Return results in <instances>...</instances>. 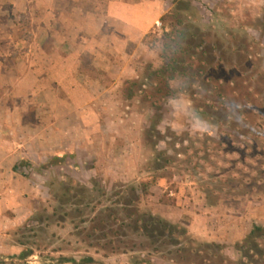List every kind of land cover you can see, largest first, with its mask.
I'll return each instance as SVG.
<instances>
[{
	"label": "rangeland",
	"instance_id": "374dc122",
	"mask_svg": "<svg viewBox=\"0 0 264 264\" xmlns=\"http://www.w3.org/2000/svg\"><path fill=\"white\" fill-rule=\"evenodd\" d=\"M175 1L165 0L164 14L174 8ZM184 1L194 6L191 14L185 15V22L223 38L243 33L255 40L256 67L263 73L251 79L259 80L264 74V0ZM84 4L102 8L104 1L84 0ZM65 5L72 7L70 2ZM38 13L32 8L16 12L11 4L0 2V31L7 34L13 30V40H24L10 45L0 38V58L7 53L21 56L32 48L34 17ZM174 22L171 17H161L146 35L145 42L156 52L157 60L138 61L134 78L139 83L145 79L148 65L161 67L163 60L157 49L164 28ZM5 63L10 66L12 62ZM26 79L23 91L14 93L1 84L0 76V264H73L62 261L61 256L81 260L88 255L95 260L92 264H214L219 254L233 261L240 259L236 243L255 224L264 225V158H251L250 151L244 155L243 143L236 144L237 152L225 148L209 156L197 154L206 146L215 147L203 140L206 134L215 137L217 127L211 117L196 114L190 90L172 81L177 89L175 96L157 109L144 101L139 91L129 98V78L113 87V80L105 78L110 91L101 94L83 79L84 89H71L70 93L64 90L61 95L68 101L55 103L52 94L39 92L40 88L32 93L34 79ZM67 80L71 84L70 77ZM50 116L55 124L36 123L37 117L48 122ZM152 122L158 124L162 134L150 139L146 129ZM163 150L173 161L158 169L164 163L162 159L157 161ZM66 152V161L44 166L53 155ZM152 177L157 181L141 196L136 205L139 213L162 217L184 228L186 234L179 231L173 237L152 241L127 229L129 236L122 238L127 243L114 245L128 252L110 253L90 245L96 243L94 239L84 241V235L76 234L78 230L70 218L59 221L54 215L59 204L49 187L53 179H72L91 188L97 184L94 193L100 195L106 190L107 195L101 198L105 205H112L122 191L119 182L139 185ZM208 188L215 191L209 197ZM129 193L123 192L126 196ZM36 213L44 214L45 220L34 222ZM120 216L125 218V213ZM41 227L45 233H41ZM260 242L264 247V238ZM26 248L34 254L21 258Z\"/></svg>",
	"mask_w": 264,
	"mask_h": 264
},
{
	"label": "trees",
	"instance_id": "16d2710c",
	"mask_svg": "<svg viewBox=\"0 0 264 264\" xmlns=\"http://www.w3.org/2000/svg\"><path fill=\"white\" fill-rule=\"evenodd\" d=\"M175 2L174 8L162 16L163 19L171 17L175 20L169 27L164 28L163 41L158 51L156 50L163 63L159 68L148 65L142 83H139L138 78L126 80L129 98L136 96L139 91L143 95L142 99L152 108L160 109L162 102L174 97L177 92L172 81H179L181 89L190 90L196 114L211 117L212 123L217 127L215 137L206 134L203 140V143L212 142L215 147L206 146L199 149L197 154L209 156L214 154V151L217 153L225 148L237 152L236 144L243 143L244 155L247 156L250 151L251 158L257 156L264 158V74L259 80L251 79L253 75L263 73L256 67L255 40L243 33H231L230 39L223 38L212 31H205L195 23L185 22L184 19L194 10V6L190 1ZM142 85L146 88L142 89ZM196 85L199 89H196ZM146 134L152 139L155 135L159 137L162 132L158 124L152 122L148 125ZM68 156L67 152L53 155L44 166L51 167L64 162ZM160 159L164 163L159 164L158 169L166 167V163L173 161L164 150L157 156V161ZM198 166L196 163V168ZM156 181L152 177L139 185L119 182L117 185L122 187V191L118 192L119 199L112 205H105L101 197L106 196L107 191H101L100 195L95 194L97 184L91 188L72 179L60 181L53 179L49 187L54 200L59 204L54 215L59 221L70 218L78 230L76 234L84 235V241L94 239L96 243L90 245L98 246L110 253L120 250L123 253L128 252L129 249H121L114 245L116 242L127 243V240H122L123 237L129 236L127 229L152 241L166 236L173 237L172 235L179 231L182 235L186 234L184 228L162 217L139 213L136 205L141 196L148 192L150 185ZM124 191L130 192L129 195L123 194ZM214 192L208 188L207 196ZM121 213H125V218L120 216ZM44 220L45 215L42 213L33 216L36 223ZM40 231L46 232L42 227ZM262 238L264 225L255 224L245 238L236 243V250L240 254L238 261L219 254V260L214 264H260L264 259V247L260 242ZM102 239H106V242H102ZM171 240L176 242L172 238ZM207 246L210 247V244ZM212 246L220 249L222 247L217 243H213ZM185 250L179 249L183 252ZM32 254L34 251L26 248L19 256L26 258ZM61 257L62 261L73 264H92L95 261L90 255L84 256L81 260L68 256ZM137 264H141V261Z\"/></svg>",
	"mask_w": 264,
	"mask_h": 264
},
{
	"label": "crops",
	"instance_id": "0c3cea01",
	"mask_svg": "<svg viewBox=\"0 0 264 264\" xmlns=\"http://www.w3.org/2000/svg\"><path fill=\"white\" fill-rule=\"evenodd\" d=\"M103 1L102 8H88L84 0H1L16 12L31 8L39 12L34 17L32 48L21 56L7 53L0 58L1 84L21 93L26 78H32V93L40 88L39 92L52 94L55 103L66 102L69 98L61 93L82 89L84 80L101 94L110 91L105 78L113 80V87L137 76L138 61L155 62L157 54L146 44L145 37L166 12L165 0ZM66 2L72 7H66ZM2 37L10 45L24 42L13 40V30L7 34L1 30ZM6 61L12 62L11 67ZM54 106L53 103L50 108ZM48 119L44 122L37 117L36 123H56L53 117Z\"/></svg>",
	"mask_w": 264,
	"mask_h": 264
},
{
	"label": "built area",
	"instance_id": "2783aa9c",
	"mask_svg": "<svg viewBox=\"0 0 264 264\" xmlns=\"http://www.w3.org/2000/svg\"><path fill=\"white\" fill-rule=\"evenodd\" d=\"M158 25H160V23Z\"/></svg>",
	"mask_w": 264,
	"mask_h": 264
}]
</instances>
